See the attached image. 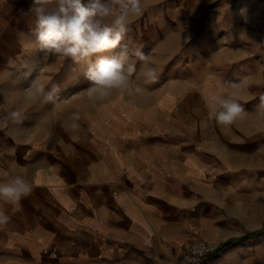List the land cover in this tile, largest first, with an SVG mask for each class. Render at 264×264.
<instances>
[{
    "label": "crops",
    "instance_id": "1",
    "mask_svg": "<svg viewBox=\"0 0 264 264\" xmlns=\"http://www.w3.org/2000/svg\"><path fill=\"white\" fill-rule=\"evenodd\" d=\"M32 4L0 0V171L32 184L19 204L3 206L0 264H173L198 239L215 243L202 264H264V179L234 176L204 121L170 123L155 114L158 101L143 125L111 116L90 160H74L71 135L61 144L42 125L41 103L15 81L37 53ZM14 110L22 123L6 118Z\"/></svg>",
    "mask_w": 264,
    "mask_h": 264
},
{
    "label": "rangeland",
    "instance_id": "2",
    "mask_svg": "<svg viewBox=\"0 0 264 264\" xmlns=\"http://www.w3.org/2000/svg\"><path fill=\"white\" fill-rule=\"evenodd\" d=\"M141 7L142 15L128 17L130 30L121 43L148 54L146 63L156 69L157 80L145 85L141 78V91L132 97L113 90L99 100L87 90L83 65L70 58H45L37 51L15 81L25 88L19 92L35 100L27 89L37 77L40 83L60 86L57 103H41L42 125L54 128L61 144L71 135L69 155L74 160H90L97 157V133L109 129L111 116L143 125L158 101L155 114L162 109L171 115L170 123L187 127L204 121L210 126L236 169L234 176L264 179V118L257 115L264 93V0H141ZM202 76L208 77L207 83L199 80ZM225 94H234L246 113L229 126L209 118L210 98ZM72 113L79 114L75 130L70 127ZM257 192H249L250 210L258 203ZM250 212L249 220H254Z\"/></svg>",
    "mask_w": 264,
    "mask_h": 264
},
{
    "label": "clouds",
    "instance_id": "3",
    "mask_svg": "<svg viewBox=\"0 0 264 264\" xmlns=\"http://www.w3.org/2000/svg\"><path fill=\"white\" fill-rule=\"evenodd\" d=\"M30 13L35 17L34 41L29 51H40L59 57L70 58L75 64L84 66V76L90 82L88 91L99 100H104L113 90H121L129 97L141 91L138 81L151 84L158 78L151 66L148 54L141 48L129 49L122 44L129 29V16L143 14L141 0H33ZM111 56L98 54L115 50ZM139 63V68H138ZM232 87H238L233 84ZM42 104H55L60 100V86L40 83L37 77L28 87ZM257 115L264 118V93L260 94ZM209 118L223 126L232 125L242 118L245 109L234 94L211 97ZM14 124H20L25 116L19 110L11 111L6 117ZM70 127H79L78 113L69 116ZM32 192V184L22 173L0 171V224H6L10 217L4 213L5 204L17 205ZM190 264L198 261L189 258Z\"/></svg>",
    "mask_w": 264,
    "mask_h": 264
},
{
    "label": "built area",
    "instance_id": "4",
    "mask_svg": "<svg viewBox=\"0 0 264 264\" xmlns=\"http://www.w3.org/2000/svg\"><path fill=\"white\" fill-rule=\"evenodd\" d=\"M215 249V244L205 239L191 241L184 246L182 255L174 259L173 264H190L189 258L202 264L204 259L209 256Z\"/></svg>",
    "mask_w": 264,
    "mask_h": 264
},
{
    "label": "trees",
    "instance_id": "5",
    "mask_svg": "<svg viewBox=\"0 0 264 264\" xmlns=\"http://www.w3.org/2000/svg\"><path fill=\"white\" fill-rule=\"evenodd\" d=\"M258 232H255V233H253V234H257ZM250 237H245V238H243V240H248ZM227 245H229V243L227 244Z\"/></svg>",
    "mask_w": 264,
    "mask_h": 264
},
{
    "label": "bare ground",
    "instance_id": "6",
    "mask_svg": "<svg viewBox=\"0 0 264 264\" xmlns=\"http://www.w3.org/2000/svg\"><path fill=\"white\" fill-rule=\"evenodd\" d=\"M83 70V69H82ZM27 93V92H26ZM28 95H29V92L27 93ZM28 95H26V96H28ZM24 101V100H23ZM214 243V242H213ZM215 244V243H214Z\"/></svg>",
    "mask_w": 264,
    "mask_h": 264
}]
</instances>
